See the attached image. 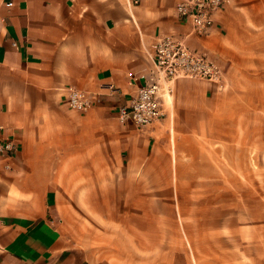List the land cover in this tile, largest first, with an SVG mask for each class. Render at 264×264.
<instances>
[{"label":"crops","instance_id":"crops-1","mask_svg":"<svg viewBox=\"0 0 264 264\" xmlns=\"http://www.w3.org/2000/svg\"><path fill=\"white\" fill-rule=\"evenodd\" d=\"M177 1L0 0V140L16 146L0 154V264H96L83 212L118 209V195L151 187L169 194L171 179L203 177L204 162L244 145L205 79L171 80L163 115L148 124L119 117L164 34L225 72L231 51L262 49L264 0H225L202 34ZM69 85L91 95L86 111L69 106Z\"/></svg>","mask_w":264,"mask_h":264},{"label":"rangeland","instance_id":"rangeland-1","mask_svg":"<svg viewBox=\"0 0 264 264\" xmlns=\"http://www.w3.org/2000/svg\"><path fill=\"white\" fill-rule=\"evenodd\" d=\"M259 22L262 49L231 51L217 87L222 117L244 145L231 147L230 158L204 162L203 174L212 171L207 176L171 179L169 194L151 187L148 195H118V209L83 212L96 264H264V19Z\"/></svg>","mask_w":264,"mask_h":264},{"label":"built area","instance_id":"built-area-1","mask_svg":"<svg viewBox=\"0 0 264 264\" xmlns=\"http://www.w3.org/2000/svg\"><path fill=\"white\" fill-rule=\"evenodd\" d=\"M138 0H133L137 2ZM225 0H178L176 12L191 22L192 29L206 33L213 26L214 13ZM153 71L130 97L127 105L119 108L122 121L132 120L142 126L163 115L161 99L170 91V81L177 77H192L223 85V69L204 52L189 48L180 38L164 34L155 43L152 55ZM67 101L71 108L86 111L91 105V95L85 90L69 85ZM16 146L11 139L0 140V154L11 155Z\"/></svg>","mask_w":264,"mask_h":264}]
</instances>
